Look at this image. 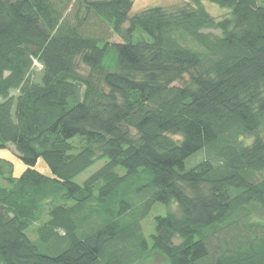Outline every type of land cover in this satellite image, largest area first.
I'll return each instance as SVG.
<instances>
[{"label": "trees", "instance_id": "16d2710c", "mask_svg": "<svg viewBox=\"0 0 264 264\" xmlns=\"http://www.w3.org/2000/svg\"><path fill=\"white\" fill-rule=\"evenodd\" d=\"M134 2L0 0V264H264V0Z\"/></svg>", "mask_w": 264, "mask_h": 264}, {"label": "rangeland", "instance_id": "374dc122", "mask_svg": "<svg viewBox=\"0 0 264 264\" xmlns=\"http://www.w3.org/2000/svg\"><path fill=\"white\" fill-rule=\"evenodd\" d=\"M188 0H135L133 8H132V15H135L137 13H140L141 11L159 5L163 6L168 9L178 8L181 6H184L187 4ZM205 9L207 12L213 16L216 19H223L225 17H228L230 15V12L227 9H224L220 6L211 4L209 2L203 3ZM113 42L120 43L121 40L119 37H114L112 40ZM39 68V66H37ZM0 159L5 160L6 162L10 163L12 165V172L11 177L18 178L20 177L25 171L26 166L21 161V159L18 157L15 148L13 146H8L6 149L0 150ZM104 162H100L90 168L88 171L83 173L81 176H79L76 179V183L82 185L91 175H93L96 171H98ZM36 169L40 171L42 174L51 177L52 173L47 167V165L44 163V161H40L37 165ZM0 183H2L0 179ZM171 210L174 212H177V209L175 206L171 207ZM168 212V209L165 206L158 205L153 210L152 214L149 216V218L143 223L145 236L148 240H150V235L154 233V219L158 215L166 216ZM262 221H264V215L262 216ZM31 237L34 238V236L31 234ZM163 260L160 257L155 258L151 264L155 263H161Z\"/></svg>", "mask_w": 264, "mask_h": 264}]
</instances>
